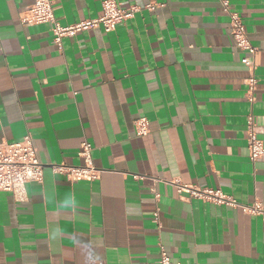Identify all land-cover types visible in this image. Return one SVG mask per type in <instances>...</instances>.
Masks as SVG:
<instances>
[{
  "label": "crops",
  "instance_id": "0c3cea01",
  "mask_svg": "<svg viewBox=\"0 0 264 264\" xmlns=\"http://www.w3.org/2000/svg\"><path fill=\"white\" fill-rule=\"evenodd\" d=\"M34 1L0 0V143L31 133L44 165L27 200L0 192V264H156L161 245L175 262L264 264V216L241 206L264 208V156L250 159L247 138L253 117L264 141V0H230L258 48L254 102L220 0H119L155 6L62 48L51 23H23ZM102 1L54 10L67 25L98 17ZM84 140L102 173L71 182L55 167L82 165Z\"/></svg>",
  "mask_w": 264,
  "mask_h": 264
},
{
  "label": "built area",
  "instance_id": "2783aa9c",
  "mask_svg": "<svg viewBox=\"0 0 264 264\" xmlns=\"http://www.w3.org/2000/svg\"><path fill=\"white\" fill-rule=\"evenodd\" d=\"M224 10L229 14L231 21V33L236 41L237 47L243 52L242 61L249 70L246 78L248 99L251 102L256 100L258 77L256 74L255 57L258 48L252 43L242 15L233 11L230 0H220ZM153 3L145 6L139 4L124 5L119 0H103L102 13L98 17L85 18L78 22L63 25L56 17L54 0H35L22 17L26 25L51 23L54 35V42L62 48V40L67 36H75L80 32L102 27L105 31L111 32L117 28L119 23L133 18L138 12L144 9H153ZM138 135H147L150 132L149 120L140 117L136 121ZM259 130L253 117L247 122V138L250 159L257 161L264 156V141L259 137ZM93 144L84 140L81 144L80 156L84 163L79 166L57 165L58 171L71 181L89 180L94 181L100 178L102 169L98 168L93 159ZM44 176V165L40 160L38 149L34 144L31 133L26 134L22 139L0 143V192H10L17 201L28 199L27 184L31 181H42ZM179 191H187L192 196L211 200L217 203L237 204L218 189L196 188L179 184ZM157 198L160 197L156 193ZM248 213H261L264 216L263 203L255 201L252 205H241ZM160 208L154 212V220L159 223ZM152 264V263H145ZM156 264H187L175 262L171 259L166 247L161 245V257Z\"/></svg>",
  "mask_w": 264,
  "mask_h": 264
}]
</instances>
